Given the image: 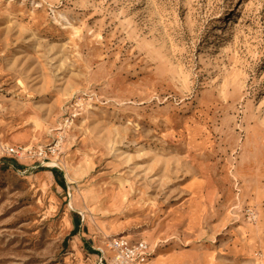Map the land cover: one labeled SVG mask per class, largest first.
<instances>
[{
	"label": "rangeland",
	"instance_id": "1",
	"mask_svg": "<svg viewBox=\"0 0 264 264\" xmlns=\"http://www.w3.org/2000/svg\"><path fill=\"white\" fill-rule=\"evenodd\" d=\"M116 236L264 264V0H0V264Z\"/></svg>",
	"mask_w": 264,
	"mask_h": 264
},
{
	"label": "built area",
	"instance_id": "2",
	"mask_svg": "<svg viewBox=\"0 0 264 264\" xmlns=\"http://www.w3.org/2000/svg\"><path fill=\"white\" fill-rule=\"evenodd\" d=\"M61 142L62 136H58L54 140V143L47 148L37 149L34 152L26 151L24 153H27L31 157L39 158L42 164L52 162ZM3 152L11 157H19L20 153L15 148H6ZM57 161L58 158L56 157L54 162H52L54 167L57 166L55 163ZM104 248L110 253L112 264H145L148 257L152 255L145 241L140 240L135 242L125 236L109 238L105 241Z\"/></svg>",
	"mask_w": 264,
	"mask_h": 264
},
{
	"label": "trees",
	"instance_id": "3",
	"mask_svg": "<svg viewBox=\"0 0 264 264\" xmlns=\"http://www.w3.org/2000/svg\"><path fill=\"white\" fill-rule=\"evenodd\" d=\"M61 185L63 186V185H64V183H63V182H61Z\"/></svg>",
	"mask_w": 264,
	"mask_h": 264
}]
</instances>
